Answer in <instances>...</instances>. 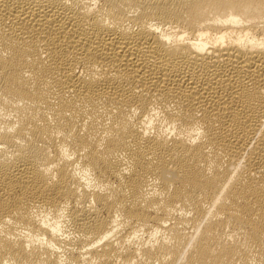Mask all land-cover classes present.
<instances>
[{
  "label": "bare ground",
  "instance_id": "bare-ground-1",
  "mask_svg": "<svg viewBox=\"0 0 264 264\" xmlns=\"http://www.w3.org/2000/svg\"><path fill=\"white\" fill-rule=\"evenodd\" d=\"M0 264H264V0H0Z\"/></svg>",
  "mask_w": 264,
  "mask_h": 264
}]
</instances>
